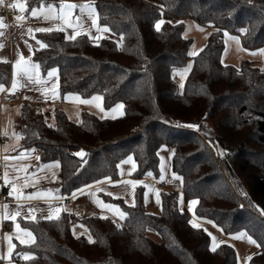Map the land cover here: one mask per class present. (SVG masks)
<instances>
[{
    "label": "trees",
    "instance_id": "16d2710c",
    "mask_svg": "<svg viewBox=\"0 0 264 264\" xmlns=\"http://www.w3.org/2000/svg\"><path fill=\"white\" fill-rule=\"evenodd\" d=\"M94 5L99 24L120 42L37 32L45 47L33 49L31 58L43 74L57 68L61 94H99L105 108L123 103V114L102 118L83 111L74 122L60 108L43 112L23 102L15 122L21 146L39 150V163H59L53 187L65 199L117 179L118 163L128 155L136 163L133 178H156L159 148L172 146L171 168L182 179L184 207L197 203L189 212L178 206L176 191L162 189L161 211L153 214L137 185L131 205L106 197L125 213L122 223L108 216L78 218L90 237L73 234L65 211L51 219H20L33 239L15 241L11 264H239L235 247L218 236L239 232L257 246L245 264H264V70L247 59L238 66L221 59L224 32L240 36L247 49L264 48V0H94ZM186 18L212 28L195 55L192 37L184 35ZM190 57L179 90L174 71ZM9 80L10 63L0 61V84ZM80 150L84 155L76 156ZM213 237H219L215 244Z\"/></svg>",
    "mask_w": 264,
    "mask_h": 264
},
{
    "label": "crops",
    "instance_id": "0c3cea01",
    "mask_svg": "<svg viewBox=\"0 0 264 264\" xmlns=\"http://www.w3.org/2000/svg\"><path fill=\"white\" fill-rule=\"evenodd\" d=\"M20 2L25 4L23 12L18 8L8 7L9 4L14 5ZM62 4L63 0H57V3L52 0H46L29 8L27 0H5L4 5H0V21L3 23V27H0V61H9L10 63V80L4 85V90L0 91V135L4 136V139L0 141V241L3 243V247L0 249V264L2 260V264H9V244L15 247V241L20 242L24 239L31 242L33 239L32 232L21 224L20 219L31 220L32 215L35 216V219H48L47 217L50 215L54 218L63 211L71 214L72 209L76 207L75 216L78 220L84 213L82 214L79 207L75 204L70 207L68 203L79 198H86L91 189H97L100 193H113L117 189H124L131 193L137 185H142L146 209H148V206L154 208L160 206V201L157 203V199H159V192L162 190V186L155 178L152 176L133 178L131 174H122V172L115 180H105L92 184L67 199L61 198L53 187L59 173V163L57 161L39 163V150L33 147H23L20 144V136L16 131L15 122L20 117L23 102H28L40 108L43 112L51 113L53 109L60 108L74 122H78L81 119L83 111L94 113L102 118L119 117L124 112L123 103L120 102L105 108L103 106V98L99 94L89 97H82L72 92L61 94L58 89L57 68H50L43 74L39 66L33 62L31 58L32 51L40 48L42 43L36 37V33L39 32L36 31L37 28L61 30L65 36H71L74 32H78L79 34L87 35L92 40L109 37L120 42V37L116 36L107 26L99 24L95 10L96 26L92 24L93 17L90 16L89 11L86 9L81 11V9L79 10L80 7L73 9L71 17L72 22L79 24L80 27H67L59 19L46 18L48 5L53 6L52 15H59ZM76 5L79 6L81 3ZM33 9L37 10L36 16L32 15ZM18 16L22 17V19L17 20ZM184 23V35L193 39L190 53H195L206 42L212 28L201 25L189 18L184 19ZM97 27L107 30L97 31ZM29 29L32 31L30 32ZM227 33L228 35L225 36L224 32L222 61L238 66L242 60L247 59L264 70V52L260 51L264 50V48L247 49L242 45L240 36ZM232 37L237 39L234 40ZM17 61L20 63L17 64ZM24 66L28 67L32 79H29V74L21 70ZM53 69L56 70V74L49 77L48 73ZM175 72L176 70L174 71L176 79ZM14 79L17 81L15 90L21 89V94L17 101H10V96L15 91L12 89ZM182 80L183 78L179 81L177 80L178 88L181 87ZM96 97L99 99H94ZM84 101L89 102L85 103ZM117 105H122L123 107L117 108ZM81 152L83 153V151ZM6 157L8 159H5ZM5 175H7V179H5ZM129 181L138 183H127ZM167 190H170V188H167ZM111 195L113 196L114 194ZM29 196L33 198L28 199L27 197ZM126 201L130 200L127 199ZM57 208L60 209L58 214L55 212ZM191 209H193V205ZM17 212H19V215H15ZM13 215H15V219L12 218ZM76 223L77 221L71 224V230L73 234L81 235L78 233H81L82 230L76 228V232L75 228L72 227ZM28 232L32 234L31 237L27 235ZM218 234L219 237H228ZM241 234L245 233L239 232V234H236L238 240L239 237H249L246 234ZM229 242L237 251L238 261L243 260L242 262L245 264L243 250L237 249L234 243ZM250 246L253 247V252L257 250L256 244L252 246L249 243L246 248Z\"/></svg>",
    "mask_w": 264,
    "mask_h": 264
},
{
    "label": "rangeland",
    "instance_id": "374dc122",
    "mask_svg": "<svg viewBox=\"0 0 264 264\" xmlns=\"http://www.w3.org/2000/svg\"><path fill=\"white\" fill-rule=\"evenodd\" d=\"M81 3V5H91L92 8L95 10V5H94V0H63V4H78ZM81 8H79L80 10ZM86 10L89 11L88 8H85ZM192 65V59L191 57L187 59L186 63L183 65V67H181L180 69H177L175 72V76H176V81L180 80L183 78L181 85H183L184 83V79L188 73V71L190 70ZM186 74V75H185ZM185 75V76H184ZM184 76V77H183ZM178 83V82H177ZM181 86L179 89L182 90ZM82 150L78 151L81 152ZM173 151L174 148L172 146H161L159 148L158 151V157H159V163H158V176L155 178V180H157V182H159V184L162 186L163 190H167V188H170V190H174L176 191L177 194V199H178V206L180 208H186L187 211L191 212L192 209L190 210L189 204L190 202L186 203L185 207H184V201H183V195H182V191H181V186H182V179L179 176V174H177L176 172H174L171 168V158L173 155ZM78 152H75L78 153ZM83 155H84V151H83ZM131 156L132 157V161H128V157ZM127 161V162H125ZM136 166L135 160L133 158L132 155H128L126 157H124L123 159H121L118 163V176L121 175L123 173H129L132 174V172L134 171ZM161 176H163V179H161ZM111 194H114L113 196ZM110 196L111 198H121L123 200V202L127 205H131L134 203V191L131 193H128L126 190L124 189H117L115 191H113V193H100L97 189H91L88 192V196L86 198H79L75 201H72L71 203H68V206H72V205H76L79 207L80 212L85 215H98V216H108L110 218H112L113 220H115L117 223H122L124 220V216L121 217L118 214V211L123 212V210L121 209V207L119 206L118 203L113 202L111 200H107L106 197ZM122 196V197H120ZM132 198V199H131ZM127 199H129L130 201H126ZM112 205V208H105L103 207V205ZM118 209V211H117ZM147 211L153 213V214H159L161 211V207H149ZM73 228H75L74 230L77 229L82 230L81 235H84L86 237H90V233L88 232L86 226L81 222V220H77L76 225H72ZM77 228V229H76ZM75 232V231H74ZM75 232V233H76ZM152 234H154L156 237H158L156 235V233L151 232ZM239 234V233H237ZM227 239L229 238V241H231L232 243L235 244V246L237 247V249L243 250L244 252V262H246L248 256L250 254L253 253V247H248L246 248V245L250 243V245L254 246L255 244L251 243L248 239V237H239V240L237 239V235L236 234H232L228 237H226ZM219 240V237L214 238L213 237V243H217V241ZM3 247V243H1L0 241V249H2ZM243 261V260H242ZM242 261H239V264H243Z\"/></svg>",
    "mask_w": 264,
    "mask_h": 264
},
{
    "label": "snow or ice",
    "instance_id": "6c2138e0",
    "mask_svg": "<svg viewBox=\"0 0 264 264\" xmlns=\"http://www.w3.org/2000/svg\"><path fill=\"white\" fill-rule=\"evenodd\" d=\"M4 3H5V0H0V5H4ZM8 7H15V8H18L21 12H23V11L25 10V4L22 3V2H20V3H16V4H14V5L9 4ZM77 7H80V8H81V11H83L85 8H88V9H89L90 16L93 17V18H92V24H93L94 26H96L97 21H96V19H95V12H94V9L92 8L91 5H79V6H78V5H74V4H62V5L60 6V12H59V15H52V12H53V6H52V5H48V15L46 16V18L59 19V20L63 21L64 24H65L67 27H73V28L80 27L79 24H74V23L72 22V19H71L73 9H75V8H77ZM32 15H33V16H36V15H37V10H36V9H33V10H32ZM16 19H17V20H20V19H22V17H19V16H18ZM163 23H164L163 20L157 21L156 24H155L156 29L159 30L161 24H163ZM0 27H3V23H2V21H0ZM50 30H51V29H45V28H37V29H36V31H39V32L50 31ZM106 30H107V29H100L99 27H97V31H106ZM29 31L31 32L32 30L29 29ZM240 31H241V32H244V31H246V29H241ZM78 34H79L78 32H74L73 35H71V36H66V39H75L76 35H78ZM227 35H228V33L225 32V36H227ZM232 39L235 40V39H237V38H236V37H232ZM38 43H40V42L38 41ZM41 47H45V45H43V44L41 43ZM260 51H261V52H264V50H260ZM190 55H195V53H190ZM22 59H23V58H22ZM19 63H20V62L17 61V64H19ZM33 67H38V66H33ZM21 70H22L23 72H25L26 74H29V79H32V75L29 73V69H28V67L24 66V67H22ZM55 74H56V70L53 69V70H50V71H49L48 76L51 77V76H53V75H55ZM181 86H183V85H181ZM16 87H17V81L14 79V80H13V83H12V89L15 90ZM3 90H4V85H3V84H0V91H3ZM54 94H55V93H54ZM94 99H99V98L96 97V98H94ZM84 102H85V103H88L89 101H84ZM122 107H123L122 105H117V108H122ZM75 155H76V156H82L83 153H82V152H78V153H76ZM5 159H8V158L6 157ZM128 161H132V157H131V156L128 157ZM125 162H127V161H125ZM148 175H151V173H148ZM5 179H7V175H5ZM161 179H163V176H161ZM127 183H133V184H135V183H138V182H132V181H129V182H127ZM13 187H15V186H13ZM9 194L11 195V193H9ZM73 195H75V193H74ZM27 198H28V199H31V198H33V197H32V196H29V197H27ZM157 203H159V199H157ZM196 203H197L196 200H192V201H190V204H189L190 210H191V206H192V205H195ZM103 207H105V208H112L113 206H112V205H107V204H105V205H103ZM59 211H60V209L57 208V209L55 210L56 214H58ZM117 211H118V209H117ZM118 214H119L121 217H123V216L125 215L124 212H120V211H118ZM15 215H19V212H17ZM15 215H13V217H12L13 219H15ZM47 218H48V219H51L52 216L50 215V216L47 217ZM31 219H35V216L32 215V216H31ZM190 223H191V221H190ZM193 226H194V227H197V225H195V224H193ZM17 227H19V225H17ZM27 235H28L29 237H31L32 234H31L30 232H28ZM241 235H245V234H241ZM248 239H249V241H250L251 243H253V244L256 243V241H255V240H252L251 237H248ZM20 242H21L22 244H24V243H30L29 240H24V239H22ZM13 247H14V245L9 244V249H8V256H9V257H10L11 254H12V249H13ZM213 250H215V249L213 248ZM18 255H22L23 258H25V259H30V258H31L30 255H29L28 253H22V254H18ZM9 264H11V261H9Z\"/></svg>",
    "mask_w": 264,
    "mask_h": 264
},
{
    "label": "built area",
    "instance_id": "2783aa9c",
    "mask_svg": "<svg viewBox=\"0 0 264 264\" xmlns=\"http://www.w3.org/2000/svg\"><path fill=\"white\" fill-rule=\"evenodd\" d=\"M12 14H14V12H12ZM39 20V19H37ZM21 94V89H16L10 96V101H17L19 99V96ZM4 139V136H1L0 135V141ZM8 187V186H7ZM75 211H76V207H74L72 209V213H71V216H70V223L71 224H74L76 221H77V218L75 216ZM8 261H11V262H14V257L13 256H10ZM3 263V260L1 261V264Z\"/></svg>",
    "mask_w": 264,
    "mask_h": 264
}]
</instances>
